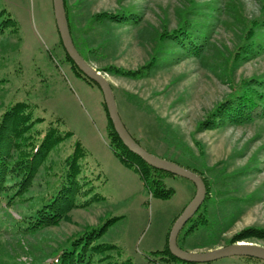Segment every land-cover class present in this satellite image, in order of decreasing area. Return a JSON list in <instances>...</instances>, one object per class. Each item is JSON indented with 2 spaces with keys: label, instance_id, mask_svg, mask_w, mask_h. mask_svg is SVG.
<instances>
[{
  "label": "rangeland",
  "instance_id": "obj_1",
  "mask_svg": "<svg viewBox=\"0 0 264 264\" xmlns=\"http://www.w3.org/2000/svg\"><path fill=\"white\" fill-rule=\"evenodd\" d=\"M234 1L242 4L247 18L264 13L263 0H66L80 43L101 45L99 51L87 52L88 61L110 82L119 115L132 136L150 152L171 158L180 154L177 143L181 144L187 149L185 156L194 155L210 180L219 171L232 174L224 184L230 187L228 193L216 192L223 187L220 183L210 190L212 198L206 208L211 210L209 217L215 213L219 225L210 221L187 235L182 230L177 243L185 249L203 251L231 243L229 238L245 227L264 228V116L213 127L204 122L232 85L264 75V49L245 60L233 59L241 26ZM2 8L0 20L10 16L13 23L0 31V115L8 105L24 101L32 107L33 117H42L31 132L44 129L60 116L63 123L59 128L72 134L50 149L21 198L9 208H0V264L51 260L71 238L112 215L121 216L93 243L113 246L101 254L106 258L94 264H264V259L245 254L202 262L163 258L159 249L166 245L174 220L192 197L194 183L165 172L164 183L173 193L169 197L151 195L138 173L113 153L101 89L79 74L66 57L52 0H0V11ZM120 9L136 14L125 22H91L95 12ZM184 20L209 34L212 45L205 51V59L160 38L163 31ZM89 23L94 26L91 30L85 28ZM153 55L156 65L143 74L108 70L109 66L134 70ZM164 131L171 141L164 138ZM40 135L36 132L35 138ZM77 139L85 153L77 160L80 170L76 178L86 191L78 198L80 203L92 199L68 209L53 224L23 233L15 221L57 188L66 166L64 159L73 153ZM235 195H251L253 200L229 205L230 196ZM224 207L229 210L222 219ZM218 228L222 229L219 235ZM246 240L264 245V237Z\"/></svg>",
  "mask_w": 264,
  "mask_h": 264
},
{
  "label": "trees",
  "instance_id": "obj_2",
  "mask_svg": "<svg viewBox=\"0 0 264 264\" xmlns=\"http://www.w3.org/2000/svg\"><path fill=\"white\" fill-rule=\"evenodd\" d=\"M64 5L73 42L79 52L84 56V58L88 60V53L99 51L101 45L98 47H91L90 45L88 46L87 43H85V45L80 43L79 38L75 34V25L72 21L71 15L69 14L66 0H64ZM232 6L237 9L236 12H238V15H240L238 21L241 23L240 28H238L239 33L238 45L236 47L237 50L235 54H233V59L234 61L245 60L246 58L254 56L257 52H260L264 49V13H262L260 16L247 18L244 16L241 3L234 1ZM262 9L264 10V4ZM1 12H4L3 8L1 9L0 14H2ZM135 14L136 12H133L129 9H120L116 12L103 10L92 14L91 22H98L100 24H103L107 21L125 22L127 20H132L131 18L132 16L134 17ZM8 22L13 23V19L10 16H6L0 20V31L6 24H9ZM93 27L94 26L89 23L85 28L91 30ZM198 28L199 27L192 22L184 20L177 27L168 31H163L160 35V38L162 40H170L171 45L173 43L177 44L180 48H182L184 53H190L192 55H196V57L205 59V51L209 48V45H212V42L208 38L209 34H206L205 31L200 33ZM86 29H84V31ZM101 38L97 37V39ZM200 38L202 41L199 40ZM101 40L103 41L104 38ZM60 42L63 46L61 38ZM64 51L66 57L72 62L73 66H75L77 72L83 77L91 79L77 67L71 57L67 54L65 48ZM82 51H84L86 55H84ZM163 54L168 55V52H164ZM156 62V55H153L147 63L138 67L137 69L126 71L122 68L109 66L108 70L120 73H128L130 76H137L139 74H143L144 71H149L156 65ZM232 87L233 88L228 93V95L218 102L210 111L208 118L206 121H204L207 127H213L224 123H245L264 116V75L253 76L244 79L243 81H240V83H235L232 85ZM29 106L30 104L27 102L16 101L8 105V107L0 115V208L3 206L9 208V206L14 205L18 197L21 198L22 193H24L28 188L34 174L48 155L50 149H52L66 136L72 134V131L69 129H63L64 131H61L60 125H62L63 119L60 116H55V120L51 121L44 129H38L34 132H31L32 125L36 121H40L42 117L41 115H36L33 117L31 110L32 107ZM103 106L106 111L108 121L111 125L110 140L108 143L113 153L124 163L125 166L138 173L144 185L150 190L151 195L158 197H169L173 193V188L165 185L163 176H165V172H171L150 165L136 153L130 151L123 144L117 132L115 131L111 119L108 116L104 100ZM36 132H39V135L41 134L37 138H35ZM163 136L169 140L167 135L165 136V131ZM177 145L182 149L180 148V154H178L176 158L166 156L163 157L174 160L177 163L198 172L202 176L206 186L205 196L201 204L198 206L192 216L186 220V222H189L188 225L184 228L186 224L185 222L178 233L184 230V235H187L193 228H196L198 225L208 224L210 221L213 223V225L218 226L219 224H216L218 220L215 217V213L209 217L211 210L206 208L207 202L212 198L210 190L214 184L218 185L220 183V185L223 187L216 189V192H218L219 195L228 193L230 191V187L228 184H224L226 182V177H231L232 174H224L223 171H219L213 174L212 180H210L204 174V170L202 169L201 165L196 162V159L194 158L195 156L192 155V157L189 154L185 156L187 151L186 147L179 143H177ZM82 146V143L77 139L75 141L73 153L65 157L64 161L66 166L64 167V173L62 174L63 176L59 181L60 184L57 186V188L49 196L42 197L38 204L34 206V208L24 212L22 215H20V218L15 221L21 224L19 228L23 233L33 232L48 224H53L64 217L68 209L79 204H86L92 199L91 197L88 201L80 203L78 198L81 193L84 194L86 192L83 189V184L76 178L78 171L80 170L77 160L85 153ZM206 169L212 170L213 168L208 167ZM155 171L157 173L161 172L163 174H154ZM230 197L232 201L229 200V205L244 204L245 202L253 200L251 195H235ZM228 210L229 207H224L221 210L222 219L225 218ZM216 215L218 217L217 212ZM120 216L121 215H112L98 226L91 227L87 231H84L71 238L68 244L59 248L51 260L41 259L28 263L94 264L95 260L101 261L107 257L101 254H103L107 248L112 247L113 245L109 242L93 243V240L98 235H100L111 222H114ZM12 220L14 221V219ZM227 222L228 224L230 223L229 220H227ZM221 231L222 229L218 228L217 235H219ZM251 237H264V228L259 226L245 227L234 233L229 238V242L242 239L246 240ZM214 243L215 241L212 244ZM159 250L162 257L166 260H182L169 251L167 243L162 249ZM95 255H98L96 259L94 257ZM28 263L20 262L17 264ZM107 264H110V261H108Z\"/></svg>",
  "mask_w": 264,
  "mask_h": 264
},
{
  "label": "water",
  "instance_id": "obj_3",
  "mask_svg": "<svg viewBox=\"0 0 264 264\" xmlns=\"http://www.w3.org/2000/svg\"><path fill=\"white\" fill-rule=\"evenodd\" d=\"M52 3L57 29L67 54L71 57L77 67L85 75L94 80L100 87L108 116L123 144L150 165L186 177L195 185L192 197L174 220L170 228L167 239L169 251L182 260L194 262L207 261L231 254H245L264 259V245L243 239L225 245L215 246L203 251L185 249L178 245L177 235L179 230L186 220L196 211L205 196L206 186L202 176L198 172L181 165L174 160L150 152L132 136L119 115L110 82L104 73L84 58L75 46L70 33L64 0H52Z\"/></svg>",
  "mask_w": 264,
  "mask_h": 264
}]
</instances>
